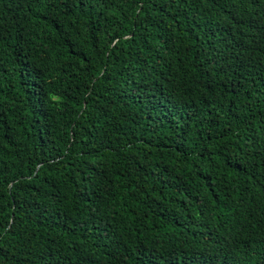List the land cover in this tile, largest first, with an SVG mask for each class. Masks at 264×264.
<instances>
[{
    "label": "trees",
    "instance_id": "16d2710c",
    "mask_svg": "<svg viewBox=\"0 0 264 264\" xmlns=\"http://www.w3.org/2000/svg\"><path fill=\"white\" fill-rule=\"evenodd\" d=\"M0 264H264V0H0Z\"/></svg>",
    "mask_w": 264,
    "mask_h": 264
}]
</instances>
